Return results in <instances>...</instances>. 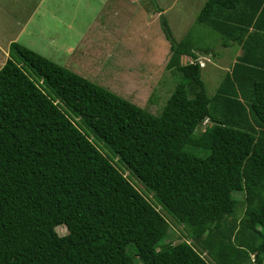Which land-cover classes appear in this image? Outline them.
<instances>
[{"label": "trees", "instance_id": "16d2710c", "mask_svg": "<svg viewBox=\"0 0 264 264\" xmlns=\"http://www.w3.org/2000/svg\"><path fill=\"white\" fill-rule=\"evenodd\" d=\"M196 20L241 53L209 95L199 52L164 23L179 80L157 114L10 42L0 264H212L199 246L214 264H264V0H204ZM130 178L193 243L168 239L167 218Z\"/></svg>", "mask_w": 264, "mask_h": 264}, {"label": "rangeland", "instance_id": "374dc122", "mask_svg": "<svg viewBox=\"0 0 264 264\" xmlns=\"http://www.w3.org/2000/svg\"><path fill=\"white\" fill-rule=\"evenodd\" d=\"M203 2L0 0V66L8 56L10 42L16 41L157 114L179 80L174 66H168L172 51L164 23L176 43L183 41L199 52L201 76L209 95L238 53L237 47L222 48L219 34L196 20ZM216 50V56L207 53ZM180 61L185 64L190 58L182 56ZM94 142L104 154L112 155L102 141L95 138ZM121 170L129 177L126 169ZM130 179L167 218L168 239L193 243L187 228L162 209L138 181ZM233 196L238 200L236 214L240 217L243 194L233 192ZM56 230L59 234L67 232L63 225ZM199 248L214 264L207 251Z\"/></svg>", "mask_w": 264, "mask_h": 264}, {"label": "crops", "instance_id": "0c3cea01", "mask_svg": "<svg viewBox=\"0 0 264 264\" xmlns=\"http://www.w3.org/2000/svg\"><path fill=\"white\" fill-rule=\"evenodd\" d=\"M224 48L228 50V49H230V48H232V47H224ZM237 48H239V49H237L238 53H237L236 55H239V54L241 53V48H240V46H238ZM220 50H221V49H220ZM237 51H236V52H237ZM235 57H236V56H235ZM235 57H234V60H235ZM227 70H229V68L226 69V71H227Z\"/></svg>", "mask_w": 264, "mask_h": 264}, {"label": "clouds", "instance_id": "9594fccd", "mask_svg": "<svg viewBox=\"0 0 264 264\" xmlns=\"http://www.w3.org/2000/svg\"><path fill=\"white\" fill-rule=\"evenodd\" d=\"M192 60L190 59V61L189 62H191ZM198 61H199V59H198ZM199 63H200V61H199ZM201 65V64H200ZM201 66H203V65H201ZM206 122V120L204 121V123Z\"/></svg>", "mask_w": 264, "mask_h": 264}, {"label": "built area", "instance_id": "2783aa9c", "mask_svg": "<svg viewBox=\"0 0 264 264\" xmlns=\"http://www.w3.org/2000/svg\"><path fill=\"white\" fill-rule=\"evenodd\" d=\"M192 62V61H191ZM200 64H201V62H200Z\"/></svg>", "mask_w": 264, "mask_h": 264}]
</instances>
